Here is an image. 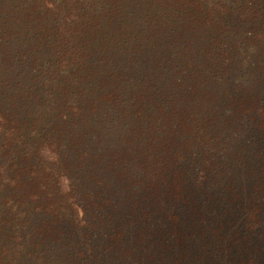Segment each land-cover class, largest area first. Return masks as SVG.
<instances>
[{
	"label": "rangeland",
	"instance_id": "374dc122",
	"mask_svg": "<svg viewBox=\"0 0 264 264\" xmlns=\"http://www.w3.org/2000/svg\"><path fill=\"white\" fill-rule=\"evenodd\" d=\"M122 9L130 12L131 7ZM164 10L165 19L174 23L162 25L154 50L138 65L125 61L126 56L119 63L124 71L130 67L131 81L138 78L141 87L151 88L142 92L152 97L151 92L174 90L170 107L176 109L178 127L169 137H174L171 148L180 160H160L145 144L144 124L124 125L119 103L102 107L84 127L96 137L93 122L110 121L109 132H103L112 140L104 141L120 155L125 152L124 166L92 172V159L69 156L77 199L89 209L87 224L76 232L68 212L58 217L35 211L37 203L26 206L22 216L30 222L29 232L40 220L56 227L55 238L45 235L39 247L47 248L44 257L37 263L32 257L27 264H264L263 11L254 15L247 6L224 17L223 25ZM53 14L43 0H0V112L8 118L0 127V149L9 145L13 157L23 154L20 147H31L27 141L23 147L17 143L30 136L22 124L33 119L49 124L51 119L40 75L42 65L54 60L59 42ZM109 29L105 25L90 41L85 60L100 79L104 63L99 54L107 48ZM176 64L182 68L179 76ZM78 77L86 86L81 69ZM161 132L169 133L167 126ZM5 214L0 208V217ZM78 239L90 245V255L79 256L84 246Z\"/></svg>",
	"mask_w": 264,
	"mask_h": 264
},
{
	"label": "trees",
	"instance_id": "16d2710c",
	"mask_svg": "<svg viewBox=\"0 0 264 264\" xmlns=\"http://www.w3.org/2000/svg\"><path fill=\"white\" fill-rule=\"evenodd\" d=\"M46 4H50L54 11L52 20L57 24L58 44L62 41L59 46L53 47L54 60L42 65L40 75L47 96L43 103L47 113H51V119L49 124L38 123L36 119L31 120L30 124H22L30 136L24 139L22 131L18 132L24 140L17 143H22L23 147L24 141H27L31 147L25 151L20 147L21 156L13 157V153H8L6 149L9 145L0 149V208L6 213L0 217V234L4 235L7 231L8 235L0 240V264H21L24 259L27 264L32 257L37 263L47 249L39 248L45 235L56 236V227L42 220L29 232L30 222L22 216L26 206L37 203L39 207L35 205V211H50L56 216L68 212L76 232L87 224L85 216L89 209L86 211L77 199L76 173L70 168L69 156L92 159V172L122 170L127 159V155L122 157L124 151L120 155L104 141L112 140L110 134L103 132H109L112 126L110 121L93 122L98 128L96 137L91 135V129L84 127L85 122L93 119L105 105L115 106L119 103L125 126L137 128L144 124L145 144L158 154L160 160L174 163L180 160V156H176L171 148L170 140L173 142L174 137H169L170 132L175 133L178 127L174 118L176 109L170 107L174 90L163 94L151 92L152 97L142 92L150 87H141L138 78L136 82L131 81L128 76L130 67L124 71L123 64L119 63L126 56L125 61L131 60L138 65L141 57L150 49L154 50L162 25L174 23L165 19L168 11L164 9L178 13V18L184 13L219 21L223 25H227L224 17L239 10L244 11L247 6H251L254 15L259 10L263 11L264 17V0H243L239 4H230L227 0H60L57 5L51 0H43V5ZM123 5L131 7L130 12L124 11ZM157 19L161 21L156 23ZM261 22L264 24V18ZM105 25L110 27L106 33L109 42L105 51L99 54L104 63L100 79L85 60L90 55V41H94ZM135 52L138 56H134ZM116 54L120 55L118 62L112 59ZM80 69L84 72L86 86H82L78 77ZM180 70L182 68L176 64L174 74L179 76ZM142 78V75L139 76V79ZM56 79L65 81L61 84L55 82ZM54 84L55 90L52 89ZM107 89L112 92H106ZM121 90H129L130 94L121 93ZM7 120L5 114L0 112V127ZM164 126H167L169 133L161 132ZM5 158L7 161H4ZM145 159L154 160L150 156ZM93 213L96 214V210ZM78 243L84 246L80 257L92 253L90 245H84L80 239ZM6 255L14 260L7 261Z\"/></svg>",
	"mask_w": 264,
	"mask_h": 264
}]
</instances>
